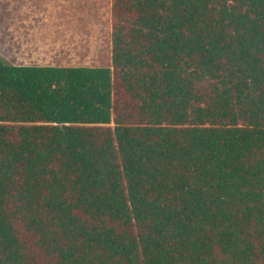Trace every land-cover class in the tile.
<instances>
[{"label": "trees", "instance_id": "trees-1", "mask_svg": "<svg viewBox=\"0 0 264 264\" xmlns=\"http://www.w3.org/2000/svg\"><path fill=\"white\" fill-rule=\"evenodd\" d=\"M109 25V66L0 60V264H264V0Z\"/></svg>", "mask_w": 264, "mask_h": 264}, {"label": "rangeland", "instance_id": "rangeland-1", "mask_svg": "<svg viewBox=\"0 0 264 264\" xmlns=\"http://www.w3.org/2000/svg\"><path fill=\"white\" fill-rule=\"evenodd\" d=\"M109 1L34 0L32 5L30 0H0V60L15 65L109 66ZM14 13L18 22L10 19ZM14 23L15 29L33 35L12 36Z\"/></svg>", "mask_w": 264, "mask_h": 264}, {"label": "crops", "instance_id": "crops-1", "mask_svg": "<svg viewBox=\"0 0 264 264\" xmlns=\"http://www.w3.org/2000/svg\"><path fill=\"white\" fill-rule=\"evenodd\" d=\"M33 1L34 0H30V3L32 5L34 4ZM10 19H12L14 22L17 20V22H18L19 21V15L14 13L12 18H10ZM16 25H17V23H14L13 27L10 29L12 36H15V37L27 36V37H29V36L33 35V33L29 30L20 32V30L15 29L14 26H16ZM25 32H27V33H25ZM41 44L44 45V42L42 41ZM63 66H65V65H63Z\"/></svg>", "mask_w": 264, "mask_h": 264}]
</instances>
